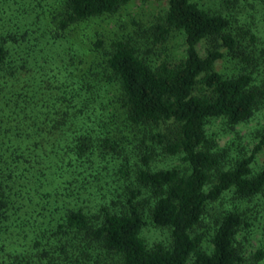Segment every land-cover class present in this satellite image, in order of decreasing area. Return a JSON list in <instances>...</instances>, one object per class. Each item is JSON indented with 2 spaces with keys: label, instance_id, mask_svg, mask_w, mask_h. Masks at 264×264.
<instances>
[{
  "label": "trees",
  "instance_id": "16d2710c",
  "mask_svg": "<svg viewBox=\"0 0 264 264\" xmlns=\"http://www.w3.org/2000/svg\"><path fill=\"white\" fill-rule=\"evenodd\" d=\"M129 1L0 0L11 22L0 27V264L263 262L264 230L245 252L251 219L264 220V201L252 205L264 199V169L250 167L264 128L252 155L227 168L206 129L264 108L256 30L220 2L167 0L143 46L131 36L107 48L97 40L86 57L70 44L75 25ZM15 13L24 19L13 23ZM172 32L182 35L184 58L150 61L146 53L156 56ZM219 61L230 71H217ZM161 156L186 168L159 167ZM226 193L207 235V208ZM148 221L169 229L168 246L144 243Z\"/></svg>",
  "mask_w": 264,
  "mask_h": 264
},
{
  "label": "rangeland",
  "instance_id": "374dc122",
  "mask_svg": "<svg viewBox=\"0 0 264 264\" xmlns=\"http://www.w3.org/2000/svg\"><path fill=\"white\" fill-rule=\"evenodd\" d=\"M198 1V0H197ZM208 1L211 8L218 6L219 2L223 11L235 13L241 19L246 18L253 25L257 32V40L254 43V48L257 51L264 49V1L260 0H237L234 4L225 6L224 0H204ZM41 5L47 8V0H40ZM167 0H131L125 5H122L115 13L111 15H103L89 21L75 25L67 34L70 44L76 42L82 52H87L86 57L92 53L94 43L97 40L103 42V47L107 48L110 41L115 38L131 36L136 42L143 46V39L155 25L160 24L167 10ZM23 12V11H22ZM9 10L3 11L0 22V27H8L11 23L9 19ZM24 18L16 13L12 19L13 23ZM18 27V26H15ZM7 33V32H5ZM7 35V34H6ZM82 41V42H81ZM12 43V42H9ZM206 42H201L197 46V51L200 56H204L206 52ZM157 48V47H156ZM184 46L182 35L178 32H172L165 43L159 45L157 55H149L152 62H159L163 59L169 61H179L184 58ZM230 66L226 61H219L215 65V69L222 73L229 72ZM112 90V87L110 88ZM264 128V108H260L254 112L248 121L239 125L230 126L221 118L211 119L206 126L207 134L211 139H214L220 149L225 150L223 157L224 167L227 168L230 162H234L240 157H248L260 142V133ZM159 167H174L181 169L186 168V164L181 161L179 156L168 157L161 156L157 160ZM252 173H257L264 169V145L258 152L253 155V160L250 163ZM231 200V194L226 193L216 203L210 204L207 208V214L204 221V226L201 231L211 234L213 225L212 219L223 208L222 205ZM264 199H254V204L263 203ZM250 233H255L251 239L250 245L246 244V255H251L258 246L257 239L260 230H264V220L252 218L250 221ZM144 243L150 248L155 244L168 246L170 244V231L167 228L154 226L150 221L142 228L140 234ZM202 246L204 249L209 247L208 236L203 240ZM258 264H264L260 262Z\"/></svg>",
  "mask_w": 264,
  "mask_h": 264
}]
</instances>
